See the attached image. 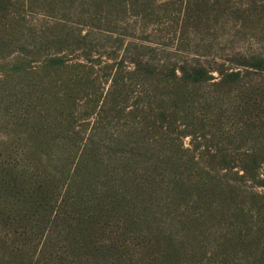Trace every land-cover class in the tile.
Masks as SVG:
<instances>
[{"label": "trees", "instance_id": "trees-1", "mask_svg": "<svg viewBox=\"0 0 264 264\" xmlns=\"http://www.w3.org/2000/svg\"><path fill=\"white\" fill-rule=\"evenodd\" d=\"M208 1L186 0L173 30L201 35ZM104 4L124 20L129 6L148 18L172 2L145 12L140 0H0L2 59L11 51L0 69V264H264V120L253 122L264 116L261 99L242 92L240 104L226 103V122L213 104L237 91L240 67L263 70V59L141 57L126 69L117 58L99 90L67 56L79 47L91 70L101 60L71 26L90 25ZM84 7L92 14H79ZM29 12L53 21L25 32ZM132 77L159 89L158 101H130ZM202 83L217 95L204 100L205 115L189 93Z\"/></svg>", "mask_w": 264, "mask_h": 264}, {"label": "rangeland", "instance_id": "rangeland-1", "mask_svg": "<svg viewBox=\"0 0 264 264\" xmlns=\"http://www.w3.org/2000/svg\"><path fill=\"white\" fill-rule=\"evenodd\" d=\"M140 2L146 6L144 8L145 12H150V9H153L154 6H160L162 3L172 2V4L166 13L161 12L156 7L157 9H154V12L148 18L133 16L132 13H134L135 9L129 6L131 11L124 13L126 15L124 20L118 19L114 5L106 6L104 4L102 7L95 5L92 11L93 14L87 7L79 9L82 10L79 14H86L85 11H88L89 15L92 14L91 17L95 15L93 20L90 21V25L93 24L94 28L88 24L79 25L78 27L75 25L71 26V28L77 31L79 35L86 36L85 45L90 47L93 54L99 52L102 56L101 60H97V56L93 57V70L88 68L89 63L79 56L81 53L79 47H75V51H71L67 58L70 63L81 62L82 66L80 68H72L76 73H81L82 75L91 73V77L94 80L92 81L93 87L99 90L108 87L109 81L102 83L105 78L103 69L105 65L117 58H125L126 69L132 67L130 61L141 57L151 59L157 63H161L165 59L187 61L189 63L199 60L202 63H210V65L213 64V59H216L217 62H220V59H230L232 61L239 59L243 64L247 65L253 61V56H260L264 64V0H210L206 2L207 4L201 7L203 24H200L199 28H197L198 31L202 32L201 35L198 33L199 38L189 33H183L179 36L178 31L175 32L173 30L174 27L169 22L178 17V12L182 10L183 5L185 6L186 0H140ZM104 19L108 21L109 27H113L111 29H115V32H107V24ZM52 21L51 18L40 14V12H29L25 14L23 25L27 28L25 32H29L32 26L47 25ZM95 27L100 28L96 29ZM205 27L208 29L214 28V30L207 31ZM216 44L217 47L215 46ZM114 49H116L115 52H113ZM8 53H11V51L5 53L8 57L4 59H2L3 56L1 57L0 54V69L10 63L8 58H11V56ZM230 67L235 66L231 65ZM240 69L243 71V78L233 85V89L237 90L236 92L219 93L217 96L208 83H202L199 88L192 87L189 89L190 97L201 100L194 108L202 109L204 115L208 114L210 107L204 100L214 102L215 96H217V101L213 104L222 105L223 115L221 119L226 122V118H228V115L225 117L226 103L234 102L240 104L239 99L242 100V97H246L244 94L241 95L242 92L250 96H254L256 92L262 103V107L259 109H264V66L262 67L263 70H257L249 66L240 67ZM213 74L217 76L216 72ZM0 77H2L1 74ZM155 78L158 80L159 77ZM132 80L136 85H133L131 89L130 101L138 100L137 95L141 93V103H149L152 98L156 102L158 101L159 89L152 93L148 91V88H153L154 86L148 85L147 88V85H143L148 80L143 81V79L140 80L138 77H132ZM138 83L141 85H137ZM227 113H229V110H227ZM254 115L258 116V113L255 112ZM193 116L195 117L194 120L203 119L196 114L191 115V117ZM260 117L259 121L253 120V122H262L264 116ZM247 120L248 118L245 115L241 122ZM220 135L221 138L226 136L221 133ZM189 141V137H185L184 145L189 146ZM257 191L264 190L258 188ZM131 241L136 245L131 247V249L137 250V244H140V240L133 238ZM128 254L133 253L128 251Z\"/></svg>", "mask_w": 264, "mask_h": 264}]
</instances>
